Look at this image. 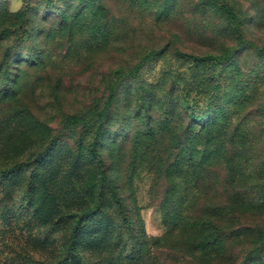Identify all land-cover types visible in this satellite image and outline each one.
<instances>
[{"label": "rangeland", "instance_id": "1", "mask_svg": "<svg viewBox=\"0 0 264 264\" xmlns=\"http://www.w3.org/2000/svg\"><path fill=\"white\" fill-rule=\"evenodd\" d=\"M10 3L0 264H264V211L232 232L227 169L234 145L264 161V0Z\"/></svg>", "mask_w": 264, "mask_h": 264}, {"label": "trees", "instance_id": "2", "mask_svg": "<svg viewBox=\"0 0 264 264\" xmlns=\"http://www.w3.org/2000/svg\"><path fill=\"white\" fill-rule=\"evenodd\" d=\"M222 2V0H219ZM216 60L219 58L205 57L203 61ZM197 118L198 115L193 114ZM190 155L193 156L194 148L189 146ZM217 149L213 159L217 164L214 170L215 178L222 176V162L220 161V149ZM245 149L234 145L231 147L230 159L228 161V214L229 221L233 226L232 232H236L238 227L242 226V218L246 211L255 207L264 211V161L255 163L249 157L246 161ZM252 162V163H251ZM217 182V181H216ZM218 196V194H216ZM219 205V203H217ZM220 207H218L219 209ZM241 233V232H240ZM238 234L236 237H239ZM72 244L71 249H75ZM73 251H71V255ZM55 264H68V258L58 260Z\"/></svg>", "mask_w": 264, "mask_h": 264}, {"label": "clouds", "instance_id": "3", "mask_svg": "<svg viewBox=\"0 0 264 264\" xmlns=\"http://www.w3.org/2000/svg\"><path fill=\"white\" fill-rule=\"evenodd\" d=\"M23 7V0H11L10 6H9V12L10 13H17L19 12Z\"/></svg>", "mask_w": 264, "mask_h": 264}]
</instances>
